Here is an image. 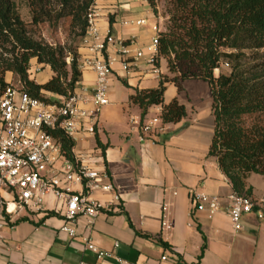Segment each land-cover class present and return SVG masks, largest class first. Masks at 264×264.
Here are the masks:
<instances>
[{"label":"crops","instance_id":"crops-1","mask_svg":"<svg viewBox=\"0 0 264 264\" xmlns=\"http://www.w3.org/2000/svg\"><path fill=\"white\" fill-rule=\"evenodd\" d=\"M95 3L100 8L101 31L109 27L116 38L133 37L137 47L142 48L150 43L156 30L160 33L143 0ZM140 19L145 21L142 26L122 25L124 20ZM88 54L86 49L78 48L79 60ZM109 54L114 55L112 48ZM158 65L161 76L156 79L145 73V65L127 74L115 62L110 87L112 79L117 78L122 88L112 93L108 104L101 108L94 134L79 135L73 146L76 154H101L97 168L106 172L119 196L118 205L100 214L90 232L83 218H78L77 237L70 239L59 231L63 204L48 194L43 212L27 209L3 228L0 264H264V218L247 214L242 219V229L234 232L224 210L231 187L215 158L208 156L213 117L207 83L204 82V91L209 103L204 110L199 106L201 97L198 104L195 97L190 99L187 80L181 91L171 82L164 83V102L176 99L185 107L186 115L177 123L165 124L163 134L141 139L137 125L131 123L130 118L140 117V111L129 103V96L139 90L155 89L165 76L170 77L163 59ZM28 75L35 83L43 84L52 73L32 60ZM94 80L91 70H83L79 86L92 88ZM48 96L52 101L57 99L55 95ZM132 108L138 113H129L128 130L124 110ZM160 112L161 107L152 106L146 118L159 116ZM111 126L117 129L109 136L106 130ZM247 185L252 188L253 200L264 198V176L251 174ZM194 192L219 196L222 208L212 216L207 211H196L191 201ZM92 197L105 204L112 199L110 194L101 193ZM87 236L97 248L113 256L96 259L84 250L83 239Z\"/></svg>","mask_w":264,"mask_h":264},{"label":"trees","instance_id":"trees-1","mask_svg":"<svg viewBox=\"0 0 264 264\" xmlns=\"http://www.w3.org/2000/svg\"><path fill=\"white\" fill-rule=\"evenodd\" d=\"M20 1L0 0V86L10 83L8 76H16L22 91L52 103L48 95L67 96L79 87V42L95 0H24L32 25L55 26L69 19L73 37L63 46L29 35ZM143 1L154 15L156 3L163 1L167 20L165 31L158 34L157 61H165L170 77L155 89L136 91L129 103L141 118L150 107L159 106L161 122L174 124L185 117V107L176 99L164 102V83H173L178 91L185 80L207 83L213 117L208 156L215 158L231 192L251 198L247 178L264 176V0ZM32 60L50 69L52 76L45 83L29 79ZM222 64L227 72L220 70ZM51 133L69 157L74 143L57 130ZM203 249L204 244L201 253Z\"/></svg>","mask_w":264,"mask_h":264},{"label":"built area","instance_id":"built-area-1","mask_svg":"<svg viewBox=\"0 0 264 264\" xmlns=\"http://www.w3.org/2000/svg\"><path fill=\"white\" fill-rule=\"evenodd\" d=\"M100 16V8L94 1L87 10L86 31L79 42V47L89 54L78 59V69L94 73L92 88L79 86L72 94L57 96L52 103H45L11 83L0 86V241L7 221L12 222L27 209L43 212L44 198L48 194L63 204V225L59 231L70 239L77 237L78 218H83L85 229L90 232L96 218L119 203V196L106 172L97 168L101 154L93 151L76 154L72 147L68 157L51 133L57 130L73 143L81 134H94L100 110L108 104L115 62L127 74L145 65L146 74L156 79L161 76L157 61L158 30L155 29L157 33L148 45L139 48L133 37L116 38L109 27L101 31ZM144 23L142 19L124 20L122 25L142 26ZM111 48L113 56L109 54ZM130 121L137 125L141 139L165 131L159 116H132ZM96 193L110 194L112 199L105 204L92 197ZM226 200L224 210L234 232L242 229V219L247 214L264 218V198L253 200L231 192ZM191 201L196 211H207L209 216L222 208L219 196L194 192ZM83 241V249L93 253L96 259L113 256L97 248L88 236Z\"/></svg>","mask_w":264,"mask_h":264},{"label":"rangeland","instance_id":"rangeland-1","mask_svg":"<svg viewBox=\"0 0 264 264\" xmlns=\"http://www.w3.org/2000/svg\"><path fill=\"white\" fill-rule=\"evenodd\" d=\"M19 11H20V15H21L23 22L26 24L28 33L33 39L40 41L42 43L51 45V46H57V45L63 46V45H68L71 43V39L73 35L69 28L68 18L61 19L58 22V24L55 26L49 25L48 23H40L37 25H32L30 23V18H29L28 11L24 4V0L20 1L19 3ZM153 16H154L153 19L155 21V24L160 29V32H164L167 17L164 13L163 1H160V2L158 1L156 3V14L155 15L153 14ZM220 70L223 72H227L228 68L222 64L220 67ZM218 73H219V69L217 71H214L215 75H217ZM7 80H10V83L14 86H17V87L20 86L18 78L16 76H12V77L8 76ZM185 85H186V90L191 94L190 95L188 93L190 99L192 98V96L193 98L194 97L196 98L195 100L196 104H198L197 99L199 100V97L202 98V100H200L201 102L199 103V106H200V109L204 110L205 106L209 103V101H206L208 95L205 94V91H204L205 83L202 81L187 80ZM119 86H122L120 80H118L117 78L116 79L113 78L112 86L110 87L111 90L108 93L109 98H111V94L114 93L117 89L121 90L122 87H119ZM203 103H206V104H203ZM150 112H152V109L150 110ZM129 113L137 114L138 111L136 108H132L131 111H129V109L124 110V115L126 119L125 123H126L128 130H130V125L128 123V116L130 115ZM115 129L117 128L114 126H111L110 128H107L106 132L109 134V136H112L111 132H113ZM101 135H103V132H101Z\"/></svg>","mask_w":264,"mask_h":264}]
</instances>
